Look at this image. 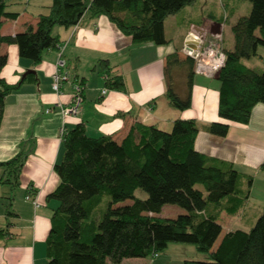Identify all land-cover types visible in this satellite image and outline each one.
Here are the masks:
<instances>
[{
    "label": "trees",
    "instance_id": "1",
    "mask_svg": "<svg viewBox=\"0 0 264 264\" xmlns=\"http://www.w3.org/2000/svg\"><path fill=\"white\" fill-rule=\"evenodd\" d=\"M194 1L52 0L49 12L40 14L36 27L29 25L14 35H3V19L16 18L18 13L8 10V0H0V43L17 44L20 57L37 65L44 52L60 42L54 28L77 25L88 14L91 18L108 16L136 44L164 45L170 41L165 34V19ZM248 1L251 10L232 25L235 44L232 49L224 47L226 61L216 75L222 120L203 126L219 136L228 134L230 122L248 124L254 106L264 103V71L244 62L258 56L264 46V0ZM188 58L189 93L185 99L175 92L169 74L180 64L178 54L167 58L165 96L180 110L191 106L196 72L195 61ZM7 61V54L0 53V72ZM99 66L108 88L124 89L123 79L112 75L107 59ZM34 73L24 79H34ZM20 84H11L0 74V126L5 99ZM200 128L195 119L178 118L170 131L138 122L121 142L111 135L90 136L83 123L64 132L63 156L54 166L60 183L48 196L56 199L58 206L46 240V264L120 263L125 258L156 256L171 242L193 244L207 256L206 260L185 259L183 264H264V210L250 230L229 231L214 248L222 232L220 214L236 213L245 205L253 176L239 171L232 162L198 151L195 140ZM26 159L21 151L0 161V184L10 186L4 197L7 217L14 215L12 200ZM261 169L264 171V164ZM137 189L147 192V198L137 197ZM103 194L110 200L98 217ZM126 200L131 202L119 205ZM166 204L179 205L186 212L163 217L158 213ZM13 224L9 220L1 227L0 237L9 234Z\"/></svg>",
    "mask_w": 264,
    "mask_h": 264
},
{
    "label": "crops",
    "instance_id": "2",
    "mask_svg": "<svg viewBox=\"0 0 264 264\" xmlns=\"http://www.w3.org/2000/svg\"><path fill=\"white\" fill-rule=\"evenodd\" d=\"M23 1L26 6L32 2L14 0L10 3L17 7L11 12H17L18 16L3 19V35H14L29 25L36 27L40 14L48 13L52 3L50 0L41 4L42 9L34 13L26 6L19 8L17 3ZM242 16L239 11L230 10L224 0H195L165 19V34L170 41L157 45L153 42L136 44L108 16L91 18L86 14L77 25L55 27L53 33L60 42L47 49L37 65L20 57L17 44L0 43V53L8 56L1 76L11 84L21 81L5 99L0 126V161L9 160L21 151L27 155L20 186L12 200L14 215L10 217L6 215L4 199L10 186L6 184L7 189H0V228L9 220L14 223L9 234L0 237V264H46V240L54 209L58 206V201L48 199V196L60 183L54 166L64 152L61 131L66 132L79 123L85 125L90 136L111 135L121 142L138 122L156 124L168 130L178 118L195 119L201 126L195 140L198 151L232 162L239 171L253 178L260 174L264 164V103L254 106L248 124L230 122L228 134L219 136L203 128L210 122L222 120L218 112L220 96L216 77L194 74L191 106L187 109L171 106L165 96L169 74L175 92L182 99L188 96L190 58L183 49L195 48L201 36H212L221 31L224 40L226 33L233 37L232 25ZM233 45L226 48L232 49ZM61 51L69 80L57 92L52 83ZM175 52L180 61L179 69L172 68L167 74V58ZM254 58L244 62L256 69ZM103 59L108 60L112 75H120L123 79V90L107 87L105 74L99 66ZM27 70L35 72L34 79L23 78ZM76 82L84 87L80 111L64 115L59 105L72 103ZM104 88L107 92L103 94ZM254 184L255 179L252 187ZM244 186L245 182H242ZM249 200L236 213L223 211L220 214L218 221L222 232L214 248L227 232L248 231L255 224L259 214H250ZM178 211V214L186 212ZM124 260L127 258L122 262Z\"/></svg>",
    "mask_w": 264,
    "mask_h": 264
},
{
    "label": "rangeland",
    "instance_id": "3",
    "mask_svg": "<svg viewBox=\"0 0 264 264\" xmlns=\"http://www.w3.org/2000/svg\"><path fill=\"white\" fill-rule=\"evenodd\" d=\"M12 1H14V0H8L9 3H11ZM224 1H225V3L228 4V8L230 10H234V11L236 10L237 12L239 11L243 15H248L250 10H251V2L248 0H224ZM47 2H50V0H32L31 4L29 6H26V2H24V1L19 2L17 4L19 5L20 9H22L24 6H26L28 8V10L35 13V12H38L39 9H42V7L40 6L41 4L45 5V4H47ZM13 5H15V4H13ZM16 8H17L16 6H13V7H12V5L8 6L9 11L16 10ZM44 11H46L45 8H44ZM56 27H58V26H56ZM228 31H229V28H228ZM53 32H54V30H53ZM221 33H222V44L223 45H224V41H225L224 47H229L232 44H235L234 36L232 37L231 34L226 33V39L224 40L223 31H221ZM209 38H212V37L209 35ZM254 59H256V60H253V61H256V69L258 71H264V46H261L259 48V55L256 56V58H254ZM176 69L178 70L179 67L174 68V70H176ZM209 77H216V75L215 76H209ZM52 87H53V83H52ZM103 90H106V92H107V88H104ZM57 92H60V90ZM61 106L62 105H59L60 111H61ZM171 129H172V127L169 128L167 131H170ZM63 136H64V132L62 130L61 131V138H63ZM2 173H3V167L2 168L0 167V177H1ZM253 179H255V184L251 188V193L249 196L250 200L249 199L248 200L250 201L249 202V207L251 208L250 214L254 216L255 214L260 215L264 210V171L261 170L260 174L255 175V177ZM1 186H3V184ZM1 186H0V189H4V190L9 187L6 184H5L4 188H1ZM196 186L199 189L204 190V187L202 184H197ZM5 196H7V195H4V197ZM136 196L141 198V199H145V198H147L148 195H147V192H145L144 190L137 189L136 190ZM109 200H110L109 196L107 194H103L101 203L97 207L98 217H100L102 212L107 208ZM129 202H131V200H126L124 202H120L119 205H123V204L129 203ZM176 210H177V213H176ZM178 210L184 211V209L182 207H180L179 205L166 204L164 206L163 210L158 214L163 216V217H176L178 212H179ZM3 226H4V224H3ZM206 257H207L206 254L199 252L196 249L195 245H193V244L171 242V243H169V245L167 246L165 251L160 252L156 256L151 255V256H147V257L127 258V260H124V262H120V263H112V262L108 261L107 264H183L185 258L186 259H199L200 258L199 260H206ZM46 263H47V259H46Z\"/></svg>",
    "mask_w": 264,
    "mask_h": 264
},
{
    "label": "built area",
    "instance_id": "4",
    "mask_svg": "<svg viewBox=\"0 0 264 264\" xmlns=\"http://www.w3.org/2000/svg\"><path fill=\"white\" fill-rule=\"evenodd\" d=\"M209 36H201L199 44L194 47L183 49V53L187 57H191L195 62L194 70L196 73L204 74L207 76H215L224 66L226 61V53L224 45L222 44V33L217 32ZM106 77V76H105ZM69 80V73L66 70V61L62 57V51L57 60V70L53 74V88L56 91L61 90L65 81ZM74 96L70 105L61 106V112L64 115L76 114L79 112L81 103L83 101V85L79 82L73 84ZM103 94L106 90L102 91ZM50 111V109H47ZM63 132H65L63 130ZM31 198V196H27Z\"/></svg>",
    "mask_w": 264,
    "mask_h": 264
},
{
    "label": "water",
    "instance_id": "5",
    "mask_svg": "<svg viewBox=\"0 0 264 264\" xmlns=\"http://www.w3.org/2000/svg\"><path fill=\"white\" fill-rule=\"evenodd\" d=\"M31 72H33V70H27V71L23 74V78H24L27 74H29V73H31Z\"/></svg>",
    "mask_w": 264,
    "mask_h": 264
}]
</instances>
